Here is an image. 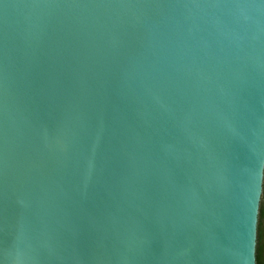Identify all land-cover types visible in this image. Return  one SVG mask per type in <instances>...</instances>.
I'll return each mask as SVG.
<instances>
[{
    "label": "water",
    "instance_id": "1",
    "mask_svg": "<svg viewBox=\"0 0 264 264\" xmlns=\"http://www.w3.org/2000/svg\"><path fill=\"white\" fill-rule=\"evenodd\" d=\"M264 0H0V264H256Z\"/></svg>",
    "mask_w": 264,
    "mask_h": 264
},
{
    "label": "snow or ice",
    "instance_id": "2",
    "mask_svg": "<svg viewBox=\"0 0 264 264\" xmlns=\"http://www.w3.org/2000/svg\"><path fill=\"white\" fill-rule=\"evenodd\" d=\"M251 224L264 227V178L259 176V191L251 206Z\"/></svg>",
    "mask_w": 264,
    "mask_h": 264
},
{
    "label": "trees",
    "instance_id": "3",
    "mask_svg": "<svg viewBox=\"0 0 264 264\" xmlns=\"http://www.w3.org/2000/svg\"><path fill=\"white\" fill-rule=\"evenodd\" d=\"M256 264H261L264 260V227L257 225V238L255 248Z\"/></svg>",
    "mask_w": 264,
    "mask_h": 264
},
{
    "label": "clouds",
    "instance_id": "4",
    "mask_svg": "<svg viewBox=\"0 0 264 264\" xmlns=\"http://www.w3.org/2000/svg\"><path fill=\"white\" fill-rule=\"evenodd\" d=\"M261 264H264V260L261 261Z\"/></svg>",
    "mask_w": 264,
    "mask_h": 264
}]
</instances>
